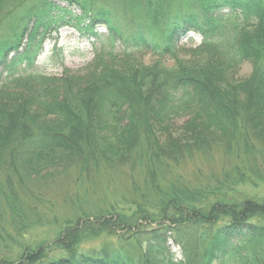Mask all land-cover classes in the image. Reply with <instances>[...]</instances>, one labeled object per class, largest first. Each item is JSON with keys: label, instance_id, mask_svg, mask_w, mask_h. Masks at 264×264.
I'll list each match as a JSON object with an SVG mask.
<instances>
[{"label": "trees", "instance_id": "16d2710c", "mask_svg": "<svg viewBox=\"0 0 264 264\" xmlns=\"http://www.w3.org/2000/svg\"><path fill=\"white\" fill-rule=\"evenodd\" d=\"M66 25L106 30L109 51L40 72ZM199 159L224 166L206 188L179 174ZM123 171L143 181L135 213L74 212L49 252L0 236V264H264V198L233 195L264 184V0H0V217L24 237L43 219L35 188Z\"/></svg>", "mask_w": 264, "mask_h": 264}, {"label": "rangeland", "instance_id": "374dc122", "mask_svg": "<svg viewBox=\"0 0 264 264\" xmlns=\"http://www.w3.org/2000/svg\"><path fill=\"white\" fill-rule=\"evenodd\" d=\"M75 13L80 14L78 10ZM100 33L103 36L101 41L84 35L72 25L62 27L58 34H53L52 39L47 41L44 51L37 61L38 70L54 76L63 74L66 69L73 72L83 71L92 63L96 55L108 46L104 41L107 36L106 30L102 29ZM201 42V36L192 33L181 45L191 48L199 46ZM120 47L121 44L117 43L114 47L115 51L119 50ZM109 49L108 46L107 51ZM252 71L253 65L245 63L238 73L237 80L247 79ZM223 169L224 166L219 160L215 163H209L199 159L188 163L182 171H179V174L188 183L206 188L222 176ZM126 171L119 175L114 173L105 175L97 182L78 183L75 180L58 179L35 188L40 198L39 202L36 201L39 207V217L42 216L43 219L37 226L24 230V237H21L20 232L10 223L11 218L8 214L0 217V236H4L9 243V248L6 249L8 253L12 251V254L17 256L22 252V248H35L40 244H44V248L48 252L51 251L49 246H51L56 232L59 231L61 225H64L68 218L72 217L74 212L78 215L85 211L90 212V210H93L96 212L113 206L120 214L130 216L135 213L137 210L135 202L142 203V201L139 199L140 195H137L139 193H135L134 187L143 189V181L138 177L137 172L134 176H130V172L127 173ZM233 195H236L238 201H242L244 197L264 198V184L259 185L257 188L250 185H241ZM157 225H150L149 221L147 223V226L156 227ZM0 242H2L1 238ZM100 243V240L95 241L93 245L99 246ZM3 245L0 246L1 258L8 255L4 252ZM167 246L172 252L176 253L178 260L182 259L181 248L172 240L169 241Z\"/></svg>", "mask_w": 264, "mask_h": 264}]
</instances>
